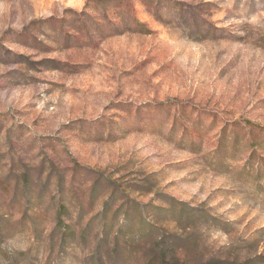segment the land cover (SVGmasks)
<instances>
[{"label": "rangeland", "instance_id": "rangeland-1", "mask_svg": "<svg viewBox=\"0 0 264 264\" xmlns=\"http://www.w3.org/2000/svg\"><path fill=\"white\" fill-rule=\"evenodd\" d=\"M106 198L183 203L174 264L264 257V0H0V264H144L54 230Z\"/></svg>", "mask_w": 264, "mask_h": 264}, {"label": "trees", "instance_id": "trees-1", "mask_svg": "<svg viewBox=\"0 0 264 264\" xmlns=\"http://www.w3.org/2000/svg\"><path fill=\"white\" fill-rule=\"evenodd\" d=\"M147 1L153 3L154 0ZM131 23L135 25L134 29L130 28L131 30L138 33H149L146 26L138 22L134 16H132ZM111 206L112 205L109 203V200L106 198L103 201L102 209L93 214L84 226L83 223L88 215L84 214V209L82 207H79V211L77 212L78 221H76L78 223L74 226L72 219H75V217L69 213V204H61L55 216L54 230L58 231L62 235L61 237L63 243H65L66 238L67 240L69 239L68 241H75L77 238L76 235L79 231L81 232L79 234L81 239L86 238V231L89 230V228L92 231H96L97 234H104L109 246L112 244L115 252L119 254V260L120 262L122 261L121 263H125L130 257V253H128L126 249H123L122 245H138L140 247L148 246V250L144 254V264H174L173 262L175 261L176 263H179L177 254L172 251L169 255L166 250L171 247V236L173 234L162 229V226H157L156 220H149V216L151 215L155 217L154 219H157L160 214L163 216L166 214L169 219L164 223L167 225L172 221L180 222L184 219V215L186 213L183 208H181L184 206L183 203L176 202L175 205L169 206L168 209L154 208L149 205L137 206L136 209L134 208V210H136L135 214L139 219L137 228L133 227L132 221L130 222L134 216H131L129 210H125L124 204L115 207L114 210H112L113 207L111 208ZM214 220L215 218L211 217L209 221L213 222ZM209 221L207 220L208 223ZM124 223L126 226L123 225ZM124 226L125 229L123 228ZM217 262L219 264H233L232 262L226 260H219ZM263 262L264 257L256 256L247 258L244 262H240L239 264H260ZM202 264L215 263L208 262Z\"/></svg>", "mask_w": 264, "mask_h": 264}]
</instances>
